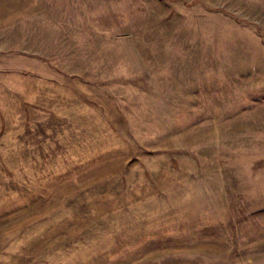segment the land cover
Here are the masks:
<instances>
[{
  "label": "rangeland",
  "instance_id": "374dc122",
  "mask_svg": "<svg viewBox=\"0 0 264 264\" xmlns=\"http://www.w3.org/2000/svg\"><path fill=\"white\" fill-rule=\"evenodd\" d=\"M0 264H264V0H0Z\"/></svg>",
  "mask_w": 264,
  "mask_h": 264
}]
</instances>
